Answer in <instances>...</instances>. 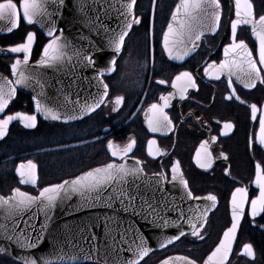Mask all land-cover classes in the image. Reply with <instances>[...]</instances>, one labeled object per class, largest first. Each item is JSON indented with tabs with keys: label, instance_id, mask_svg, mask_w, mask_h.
<instances>
[{
	"label": "flooded vegetation",
	"instance_id": "flooded-vegetation-1",
	"mask_svg": "<svg viewBox=\"0 0 264 264\" xmlns=\"http://www.w3.org/2000/svg\"><path fill=\"white\" fill-rule=\"evenodd\" d=\"M25 1L0 0V195L130 162L200 202L138 264H264V0H134L103 103L71 123L42 120L17 78L50 41Z\"/></svg>",
	"mask_w": 264,
	"mask_h": 264
},
{
	"label": "water",
	"instance_id": "water-1",
	"mask_svg": "<svg viewBox=\"0 0 264 264\" xmlns=\"http://www.w3.org/2000/svg\"><path fill=\"white\" fill-rule=\"evenodd\" d=\"M133 1L24 2V21L50 39L34 65H21L15 73L20 84L31 86L24 91L42 120L71 123L103 103L102 77L114 70L130 31ZM193 18L196 24L205 22L202 16ZM184 188L162 185L135 164L123 162L93 169L34 196L17 190L0 195V257L17 264H138L177 238L181 228L176 222L188 220L200 205ZM240 220L241 210L231 211V221Z\"/></svg>",
	"mask_w": 264,
	"mask_h": 264
},
{
	"label": "trees",
	"instance_id": "trees-1",
	"mask_svg": "<svg viewBox=\"0 0 264 264\" xmlns=\"http://www.w3.org/2000/svg\"><path fill=\"white\" fill-rule=\"evenodd\" d=\"M2 261H3V259H0V264H6V263H3ZM5 261H7L8 264H9V263H11V264H15V263H13V262H11V261H9V260H5Z\"/></svg>",
	"mask_w": 264,
	"mask_h": 264
},
{
	"label": "bare ground",
	"instance_id": "bare-ground-1",
	"mask_svg": "<svg viewBox=\"0 0 264 264\" xmlns=\"http://www.w3.org/2000/svg\"><path fill=\"white\" fill-rule=\"evenodd\" d=\"M2 262L8 264L7 261H5V260H3ZM13 263H14V262H13ZM9 264H11V263H9Z\"/></svg>",
	"mask_w": 264,
	"mask_h": 264
}]
</instances>
